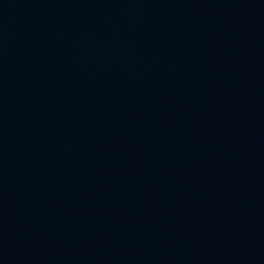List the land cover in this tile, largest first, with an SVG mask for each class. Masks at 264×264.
<instances>
[{
	"label": "water",
	"instance_id": "95a60500",
	"mask_svg": "<svg viewBox=\"0 0 264 264\" xmlns=\"http://www.w3.org/2000/svg\"><path fill=\"white\" fill-rule=\"evenodd\" d=\"M0 264H264V0H0Z\"/></svg>",
	"mask_w": 264,
	"mask_h": 264
}]
</instances>
